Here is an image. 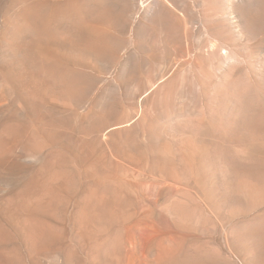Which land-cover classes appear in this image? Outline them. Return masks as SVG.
Masks as SVG:
<instances>
[{"label":"rangeland","instance_id":"rangeland-1","mask_svg":"<svg viewBox=\"0 0 264 264\" xmlns=\"http://www.w3.org/2000/svg\"><path fill=\"white\" fill-rule=\"evenodd\" d=\"M10 1L0 0V264H264V202L244 206L235 192L264 174V0H27L36 35L58 22L75 40L60 43L59 64L40 58L44 39L31 47L36 69L75 80L44 98L74 141L43 150L44 121L29 128L16 112L26 87L9 77L4 50L18 42L1 24L22 4ZM60 170L68 178L52 179ZM41 186L44 208L22 210Z\"/></svg>","mask_w":264,"mask_h":264},{"label":"bare ground","instance_id":"bare-ground-1","mask_svg":"<svg viewBox=\"0 0 264 264\" xmlns=\"http://www.w3.org/2000/svg\"><path fill=\"white\" fill-rule=\"evenodd\" d=\"M57 1L58 0H56V2ZM18 2L22 4V5H20V7H21L20 11L21 12H19L17 10L19 13L16 16H14L13 20H11L9 22L4 21L1 24V29H4L1 32L4 35V39L7 37V33H12L14 35V38H16L17 42H18V44H14V46H9L10 50H4L6 53V60L8 61V65L14 66V68H15V69L12 68L13 72H11L9 74V77L13 73L15 75V78H16L17 74L19 73V75H21V77L19 79L17 77L16 80L18 81V84L20 83L26 87V92L20 99V103H21L20 108L17 109L18 111H16L17 115L21 116V117L24 116L27 118L25 120H26L27 125L30 126L29 128H31V125L32 126L36 125L37 122H39L40 120L44 121L43 124L45 123V133L41 134L37 138L35 137L36 138L35 145L37 146V148L39 150H43V148L48 147V144H51V143H53L56 140L61 139V138L63 140H68V141L73 142L74 136H73L72 132H70L66 128L65 125H60L56 119V116L54 114H52L51 112H49L45 108V104L47 105V103H45L44 98L46 97L47 94L50 93L49 91L52 89L53 90L54 89H56V90L60 89V90H63L64 92L67 91V93H70L71 89L75 85V82H74L75 80L69 79L65 75L61 76V74H62L61 72L60 73L54 72L53 68H51V65L46 66L45 69H41V70L36 69L34 67L35 62H36L35 61L36 58H34L32 53H31V47H33L32 44H35L36 42H38V44H39V41L42 42V39H44L47 43H44L45 45H40V46L38 45V49H39L38 54H39L40 58H42L46 62H50V63L53 62V63L59 64V62H62L64 57H65V55L63 53H60V50H59L60 43L67 42L71 46H74L73 45L75 43L74 36H72V32L65 33V31H64V34H61L59 32V23L58 22H52L51 24H49V26H46V28H44V29H46V33H44L45 35L43 37H41V36L39 37L38 36L39 32H38V35H36V31L38 30L37 26L34 25L36 18L38 16H40V13H39V10L37 9V6H32V2H28L27 0H21V1L16 0V2H14V4H18V6H19ZM59 3L60 2L58 1V3H57L58 7L60 6ZM71 5H72V9H74L73 12L75 13V3L74 4L71 3ZM12 6H16V5H12ZM160 7H161V4L155 3L153 5V7L152 6L150 7V9H153L152 11L155 13V15H157L160 11ZM155 8H156V10H154ZM11 16H13V15H11ZM148 20L151 22L152 17L150 19L148 18ZM57 21H59V20H57ZM123 26H124V24H123ZM92 30H93L92 32L96 33V32H99V30L101 31L104 29L101 25L95 24L92 26ZM42 31L43 30L41 29L40 32H42ZM39 39H41V40H39ZM57 70H58V68H57ZM23 77H25L24 83H22L23 79H21ZM6 78H8V76H6ZM15 78H14V80H15ZM26 123H23V124L25 125ZM23 124H21V127ZM8 125H10V124H8ZM13 125L14 124H12V127L6 126L4 129V132L9 133L12 130L14 131L15 125L14 126ZM16 126H17V124H16ZM40 129H41V127H40ZM21 130H23V129H21ZM42 132H43V130H42ZM10 134H8V135H10ZM21 134H22V132H21ZM28 134H29V132H28ZM15 135H16V133H15ZM18 135H19V133H18ZM13 137H14V135H13ZM13 137H11V138H13ZM4 154H6V153L4 152ZM49 171H51V169ZM68 176L69 175L67 173V170L64 172H63V170H60V171H56V172L52 173V179H57V180L61 179L63 177L68 178ZM52 179H50V180L52 181ZM45 180H47V179H45ZM53 182H54V180H53ZM53 182H51V183H53ZM258 182H261L263 184L261 186H259ZM45 183H47V182L43 183L44 186H45ZM48 183H50V182H48ZM41 185H42V182H41ZM51 186H52V184H51ZM41 188H42V186H41ZM49 188H51V187L49 186ZM43 189L44 188H42V190H41L39 188L38 190H41V191H38L35 196H32V197L28 196L29 202L23 200V202H22L23 203L22 204L23 209L22 210L32 209L35 212V211H40V209H43L45 204H46L45 198H47L45 192H46V190H48L46 188L43 191ZM235 190H236L235 192H240V193H242V195H244V197H245L244 199L237 198L238 200H236L237 202L241 203L244 206L245 205L246 206H252V205H257V204L263 203L264 202V174L254 178L252 180H241V181H239L237 188ZM36 191H37V189H36ZM36 191H34V192H36ZM27 212H32V211H27ZM24 218H27V217L24 216ZM26 220H28V218ZM32 220L30 221L29 224H31V226L33 228V233L34 232L36 233L39 230V226L36 223V221L34 222V219H32ZM31 238H33L32 235H31Z\"/></svg>","mask_w":264,"mask_h":264}]
</instances>
